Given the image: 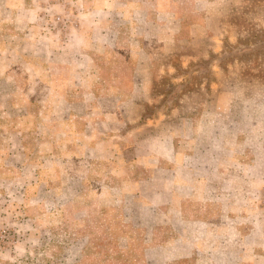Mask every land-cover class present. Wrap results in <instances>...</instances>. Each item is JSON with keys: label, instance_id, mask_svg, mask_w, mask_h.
<instances>
[{"label": "rangeland", "instance_id": "obj_1", "mask_svg": "<svg viewBox=\"0 0 264 264\" xmlns=\"http://www.w3.org/2000/svg\"><path fill=\"white\" fill-rule=\"evenodd\" d=\"M138 41L174 51L142 100ZM181 209L264 264V0H0V264H146Z\"/></svg>", "mask_w": 264, "mask_h": 264}, {"label": "crops", "instance_id": "obj_2", "mask_svg": "<svg viewBox=\"0 0 264 264\" xmlns=\"http://www.w3.org/2000/svg\"><path fill=\"white\" fill-rule=\"evenodd\" d=\"M90 7V6H89ZM87 8L89 11L98 10L95 7ZM136 11H141L143 13H150L149 9H145L144 7L136 8ZM168 19L166 25H162L157 23L156 20H148L146 18L144 23H152V25H157L158 27H168L169 24H179V27L182 28L186 26V20L183 19V16H178L177 11L172 9H167ZM173 13V14H172ZM172 24V25H173ZM144 25L139 24L138 27L143 28ZM172 38V42L175 44L176 33L170 34L167 36V40ZM108 41H105V43ZM104 43V44H105ZM138 48L134 51L135 55L131 57L136 60L135 68L132 71L130 82V91L133 93L132 97L138 100H142L145 98H149L150 93L152 92L154 86L155 73L150 68L149 60L151 61V65H154L153 60L156 59V53H160V57L164 55L173 54L174 51H168V44L166 43L165 47L160 46L159 50L156 51V48L150 49L144 45L142 41H138ZM104 46V45H103ZM172 52V53H171ZM91 57L93 58L92 54ZM126 58V57H125ZM124 75H119L117 78L118 81L124 82ZM125 83V82H124ZM132 101L131 100H128ZM128 102H124L127 104ZM186 195V199H187ZM168 223L171 224L174 230H178L179 233L176 232L174 238L169 240L168 242H159L158 244L147 245L144 248V260L146 264H179L184 261L186 263L192 262V264H218L215 261H208L206 259V255L204 254L203 247L196 242V239H200L201 235H205L207 232V227L210 221L205 218L200 217H191L187 213L184 214L181 209L179 216H170L166 218ZM164 217L161 218V215H158L153 219L152 227H151V239L158 238V233L162 230L163 222L166 220ZM210 225V224H209ZM180 226V227H179ZM191 264V263H190ZM223 264H238L232 259V253L228 254V259L224 261Z\"/></svg>", "mask_w": 264, "mask_h": 264}, {"label": "trees", "instance_id": "obj_3", "mask_svg": "<svg viewBox=\"0 0 264 264\" xmlns=\"http://www.w3.org/2000/svg\"><path fill=\"white\" fill-rule=\"evenodd\" d=\"M146 246H143L141 249H140V253H139V255H140V259H142V261H144L145 262V260H144V254H143V251H144V248H145Z\"/></svg>", "mask_w": 264, "mask_h": 264}]
</instances>
